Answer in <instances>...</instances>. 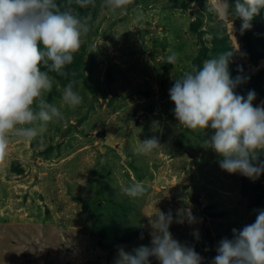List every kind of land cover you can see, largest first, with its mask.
<instances>
[{
  "label": "rangeland",
  "instance_id": "obj_1",
  "mask_svg": "<svg viewBox=\"0 0 264 264\" xmlns=\"http://www.w3.org/2000/svg\"><path fill=\"white\" fill-rule=\"evenodd\" d=\"M218 2L193 0L191 6L205 13L207 24L227 28L239 47L237 63L250 71L264 69V58L253 65L244 56L233 17L221 20L210 11ZM193 19L173 0H133L126 12L101 11L91 37L83 38L86 56L90 51L96 55V68L90 88L78 86L82 104L72 109L55 98L65 120L49 123L42 140L11 137L0 162V264H116L119 248L131 252L150 244L148 217L154 221L159 211H171L176 218L187 208L196 222H173L170 231L193 246L203 264H211L210 249L232 238L224 232L255 221L240 173L222 170L220 157L206 148L212 130H187L172 111L169 89L193 65L199 49L198 37L189 30ZM169 50L178 54L175 65L166 63ZM53 86L60 88L55 79ZM153 136L161 143L158 148L147 154L134 151ZM133 182H144L146 194L124 195L121 189ZM97 196L107 219L116 214L118 223L142 232L131 243L117 244L111 257L91 235L94 206L89 199ZM197 230L199 240L193 234Z\"/></svg>",
  "mask_w": 264,
  "mask_h": 264
},
{
  "label": "clouds",
  "instance_id": "obj_2",
  "mask_svg": "<svg viewBox=\"0 0 264 264\" xmlns=\"http://www.w3.org/2000/svg\"><path fill=\"white\" fill-rule=\"evenodd\" d=\"M72 2L80 8L95 7V0ZM132 3L133 0H103L102 7L126 12ZM210 11L221 20L234 15L241 21L239 31L243 34L264 12V0H219ZM91 20L90 15L81 16L70 6L62 10L57 0H0V162L8 155L11 137L42 140L49 123L65 120L64 112L45 98L54 85L49 73L69 76L66 68L90 32ZM234 51L238 52L239 47ZM169 52L166 63L175 65L178 54ZM232 55L230 50L203 61L202 66L191 65L175 79L169 97L180 125L191 130H212L206 148L220 157L222 170L255 180L264 173V160H260L264 155V101L254 106V90H249L246 97L236 92L250 77H232ZM237 70L243 73L242 67ZM75 75L71 73L72 77ZM76 83L69 79L60 90L63 105L72 109L83 102L75 90ZM160 145L153 136L141 140L134 151L147 154ZM147 191L144 182H133L121 189L130 198L142 197ZM254 211L253 223L242 229L233 228L231 239L224 237L219 241L211 264H264V209ZM148 218L152 228L150 244L131 252L119 248L116 264H151L150 258L158 264H203L204 257L193 246L174 238L170 231L173 222H196L190 208L176 218L171 211H159L154 221ZM193 234L199 240L198 230Z\"/></svg>",
  "mask_w": 264,
  "mask_h": 264
},
{
  "label": "trees",
  "instance_id": "obj_3",
  "mask_svg": "<svg viewBox=\"0 0 264 264\" xmlns=\"http://www.w3.org/2000/svg\"><path fill=\"white\" fill-rule=\"evenodd\" d=\"M176 5L182 8L185 11H191L194 19L189 23V30L199 40V49L197 54L193 59V65L202 66L203 61L211 58L217 57L219 54L226 51H233V55L229 64V71L233 78L237 75H244L250 77V79L236 89L238 94L244 95L246 97L249 90H254L256 93V99L253 101V105L261 101H264V69H259L257 71L248 70L246 64L237 63L235 60V55L237 54L234 51L235 46L232 44L230 35L227 32L225 26H216L212 23H208L205 20V13L200 9L192 10L191 3L193 0H173ZM103 0H95V7L89 6L87 8H80L75 5L72 0H57V3L61 6L62 10L67 7H71L76 13L81 16L92 17L91 20V30L86 37H91L94 23L96 22L99 14L106 7H102ZM203 7L204 5L201 4ZM234 19L237 34L240 39V44L244 51V56L248 59L253 65H258L259 62L264 58V12L261 15L254 18L252 21V28L250 30H245L243 34L240 33L241 21L236 19L234 15H231ZM222 23V21H218ZM207 26V27H206ZM206 35H211V38H207ZM87 45L85 40L80 50L74 54V61L71 65H68L66 71L69 73L67 78L57 75L55 72L49 73V75L55 79L59 84L60 88L53 86V89L50 93L47 94V101L53 103L55 98H61V91L63 87L68 83L69 79H75L77 81L75 90L78 91V86L80 83L84 87L90 88V79L92 77L91 73L96 68V55L94 52L90 51L86 56ZM86 57L88 58V72L86 71ZM238 67L243 68V73L238 72ZM42 70H46L43 69ZM75 72V77L71 76V73ZM90 72V73H89ZM110 80L113 79L109 76ZM166 79H163L161 85L164 87L166 84ZM188 130V128H187ZM209 135L206 136L209 139ZM260 160H264V155L260 156ZM242 183V193L250 198L251 207L253 209L254 219L256 218V212L254 209H264V173H262L259 178L253 180L248 177L241 175ZM91 204L94 206L92 210L93 221L91 224V235L97 238L98 245L108 251V257H111L116 251V245L119 243H131L132 240L136 239L142 232L136 226L123 225V223H118V215L114 214L112 218L107 219L102 209L103 199L99 196L89 199ZM115 203H118L115 200H110ZM210 207V206H209ZM214 217H222L224 212H212L210 213ZM249 222L238 223L232 228L224 232L225 236L232 237V229H242V227ZM207 237H210V232L207 229ZM212 240V239H210ZM107 241V242H106ZM212 257L216 253L215 248L210 249Z\"/></svg>",
  "mask_w": 264,
  "mask_h": 264
}]
</instances>
